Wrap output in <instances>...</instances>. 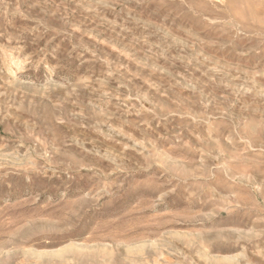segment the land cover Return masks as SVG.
<instances>
[{
  "label": "rangeland",
  "instance_id": "rangeland-1",
  "mask_svg": "<svg viewBox=\"0 0 264 264\" xmlns=\"http://www.w3.org/2000/svg\"><path fill=\"white\" fill-rule=\"evenodd\" d=\"M0 264H264V0H0Z\"/></svg>",
  "mask_w": 264,
  "mask_h": 264
}]
</instances>
